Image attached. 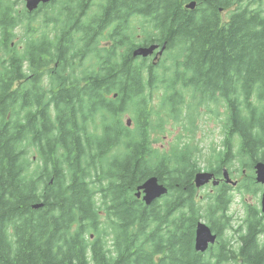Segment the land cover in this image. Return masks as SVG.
<instances>
[{
  "label": "trees",
  "instance_id": "1",
  "mask_svg": "<svg viewBox=\"0 0 264 264\" xmlns=\"http://www.w3.org/2000/svg\"><path fill=\"white\" fill-rule=\"evenodd\" d=\"M190 1L194 10L184 8ZM101 2L94 22L66 25L57 8L34 29L29 12L0 0V264H264L261 209L243 202L238 225L227 217L234 191L257 197L253 164L264 162V94L256 96L264 89V3ZM233 4L223 22L220 10ZM130 17L147 19L141 40ZM164 42L165 59L176 52L167 79L131 54ZM43 72L61 90L50 99L54 114ZM161 90L155 108L152 93ZM219 104L225 136L208 155L209 171L220 176L238 158L246 176L203 202L194 186L201 150L188 137L161 150L152 135L172 120L192 140L198 110L218 116L211 108ZM150 176L168 192L146 206L134 194ZM201 219L218 239L204 254L194 249ZM232 252L239 259L228 262Z\"/></svg>",
  "mask_w": 264,
  "mask_h": 264
},
{
  "label": "rangeland",
  "instance_id": "2",
  "mask_svg": "<svg viewBox=\"0 0 264 264\" xmlns=\"http://www.w3.org/2000/svg\"><path fill=\"white\" fill-rule=\"evenodd\" d=\"M15 1L20 7L25 9V0H13ZM61 1L64 5H68V2H64L62 0H57V2ZM248 2V6H252L253 8H256L259 4L264 3V0H246ZM237 6L233 4L231 7H228L224 10H220V17L223 22H227L229 20L230 15L235 11ZM51 8H48V11H50ZM84 25V24H83ZM79 26H82V24H79ZM107 42L103 40L102 44L105 45ZM176 52L174 51L172 57H169L165 59V62L163 60V65L159 68L157 71V75L160 77H165V79L169 78L171 75L175 74L176 69L172 62L173 58H175ZM177 61V60H176ZM161 63V64H162ZM163 91L158 94L157 92L152 93V99H153V106L155 108H158L162 97ZM264 94V89H259L257 91L256 96H259V94ZM188 104L185 103V106ZM211 109L218 112V116L208 115V111L206 108H200L198 111L200 112V120L197 124L198 130L196 131L195 135L193 136L192 140H189L188 133L183 129L181 124H176L174 121L170 120L167 124H165L163 127L165 129L164 133L160 134L159 136L157 134H153L152 138L156 140L157 147H159L161 150L169 151L171 149V146L176 142L177 138L183 139L187 138L188 141H190L191 144L196 145L201 150V161H200V169L203 171H207L210 169L209 165V154L210 151L213 148H217V150H221L223 148V138H224V132L223 125L221 124L222 120H224V117L226 115V107L224 105H220L217 107V105H214ZM130 118L128 114H125L123 116V122L126 123L127 119ZM133 127V126H132ZM186 140V141H187ZM238 138L234 137L231 141L232 144V153L235 154L237 152L238 148ZM231 175L232 180L239 182L243 176H246V173H244L241 163L238 158H234L229 166H225ZM254 174V171H253ZM258 186V195L257 197L254 195H251L250 193H243L239 194L237 191H234V201L231 206V215L233 216L232 223L236 226L239 224L240 219L244 216V211L242 209L243 202L245 203H254L258 206V208H261L260 205V199H261V192L263 187ZM214 187L211 184L206 185L205 187L198 189L197 197L198 200L203 201L206 198H209V196L214 191ZM231 217V216H230ZM205 221V220H204ZM206 222V221H205ZM231 234L227 233V235L224 237V239H229Z\"/></svg>",
  "mask_w": 264,
  "mask_h": 264
},
{
  "label": "water",
  "instance_id": "3",
  "mask_svg": "<svg viewBox=\"0 0 264 264\" xmlns=\"http://www.w3.org/2000/svg\"><path fill=\"white\" fill-rule=\"evenodd\" d=\"M48 3L50 0H25V9L28 12L33 11L39 3ZM196 7L195 1H190L186 4V8L189 10H194ZM166 48V43H163L161 46L159 44H150L147 46H138L133 49L132 56L146 58L152 55L157 49L158 52L156 57H159L163 54ZM126 125H131V119H127ZM253 171L255 175V182L263 186L261 192V211L264 212V162L256 161L253 165ZM221 181L225 184L236 186L237 181L231 179L229 172L226 168H223ZM220 180L215 177V174L209 171H199L194 174V186L199 189L208 184H211L213 187H217L220 183ZM168 192L167 187L160 183L155 176L148 177L142 184L138 185L135 189V197L140 199L146 206L151 205L156 200L160 199L162 196L166 195ZM43 206L42 203H37L32 206L33 209H39ZM217 241V235L212 232L209 225L203 221L199 220L196 229H195V238H194V249L198 253H205L211 245H214Z\"/></svg>",
  "mask_w": 264,
  "mask_h": 264
},
{
  "label": "flooded vegetation",
  "instance_id": "4",
  "mask_svg": "<svg viewBox=\"0 0 264 264\" xmlns=\"http://www.w3.org/2000/svg\"><path fill=\"white\" fill-rule=\"evenodd\" d=\"M62 1L68 2V5H64L61 1L57 2V0H50V2H48L46 4L42 3V2L39 3L33 11L29 12L33 16V28L37 29V28L41 27V23L43 21L44 11H46L47 13H49L52 16L54 10H55V12H57V8H61L62 15L59 17V20L66 25H69L72 22L83 25L85 23L91 22L92 19L94 22L95 18L99 17L100 12H101V8H100L102 6L101 0H62ZM187 3L188 2L184 3V8L186 10H189L186 8ZM48 8H51V10L48 11ZM146 20H147L146 18H142V17H137L136 19L130 17L128 20H125V23L129 24V26L130 25H136L137 26L136 29L139 32V34H137L138 40H141L144 37L140 33L141 27L139 24L145 22ZM118 21L119 20H116L113 23L118 22ZM75 31H76V28L71 29V33L73 34V37L75 36ZM98 40H100V39H98ZM156 44H158V43H156ZM158 50L159 49H157L152 55H150L146 58H142V57H137V58L141 59V60L144 59L145 63L148 66L152 67L153 70L158 71L159 68L161 67V63L163 62V60L166 57V49L161 56L156 57ZM52 74H53L52 72L41 73L40 76H41L42 80L40 82V85L44 89L42 92L44 94V103H45V105L50 106L51 113L54 114L53 105H52V102H50V99H56L57 95L60 94L61 90L58 88H55V86H54L55 82H52L49 80L50 77L52 76ZM81 85H83V83H81ZM114 97H116V96H114ZM38 106H40V105H38ZM215 176L217 178L221 177V176H218L216 174H215ZM221 184H222V182L220 183V185ZM230 211L231 210L227 211V217L231 216V220H232L233 216L231 215ZM213 233H215V232H213ZM209 248H208V250H209ZM233 257H237L239 259L238 252L237 253L232 252L230 254V257H229L230 260H228V262L233 261L231 259Z\"/></svg>",
  "mask_w": 264,
  "mask_h": 264
}]
</instances>
